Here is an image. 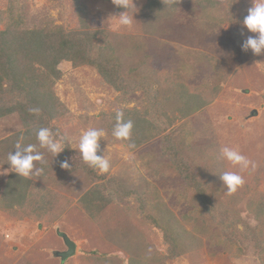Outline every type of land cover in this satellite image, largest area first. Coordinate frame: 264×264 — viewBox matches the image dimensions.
I'll return each mask as SVG.
<instances>
[{"label": "rangeland", "instance_id": "374dc122", "mask_svg": "<svg viewBox=\"0 0 264 264\" xmlns=\"http://www.w3.org/2000/svg\"><path fill=\"white\" fill-rule=\"evenodd\" d=\"M133 3L134 21L125 27L115 16L125 9L112 0H0V32L16 22L25 30L62 26L96 35L92 64H58V114L36 124L71 142L54 157L33 133L24 145H37L45 163L34 162L44 172L30 179L8 163L15 149H0V264H264V55L247 56L251 50L242 51L238 40L242 32L244 39L257 35L243 25L253 0H178L167 3L170 10ZM106 62L115 63L121 85L148 78L147 92L109 85L99 72ZM179 84L207 103L160 130L156 110L177 116ZM133 108L158 123L145 141L132 135L130 147L111 130L116 110L129 118ZM19 121L15 113L0 118V141L25 131ZM90 128L105 131L97 154L111 162L106 173L80 165L79 138ZM224 146L247 156L249 169L221 162ZM92 169L99 181H89ZM223 171L238 172L245 183L229 194ZM30 180L53 196L44 211L33 201L20 204ZM98 185L106 189L97 208L84 207L81 198ZM11 205L19 206L16 215ZM63 235L76 246L64 259L56 255L67 249ZM172 248L177 253L169 258Z\"/></svg>", "mask_w": 264, "mask_h": 264}, {"label": "trees", "instance_id": "16d2710c", "mask_svg": "<svg viewBox=\"0 0 264 264\" xmlns=\"http://www.w3.org/2000/svg\"><path fill=\"white\" fill-rule=\"evenodd\" d=\"M169 2L173 6L178 5V0H147L146 5L152 8L156 6L158 10L163 8L174 9L167 5ZM53 27L25 30L20 29L19 23L14 22L7 29L0 32V118L15 113L20 120L19 123L25 128L24 132L14 133L11 137L6 138V140L0 141L1 150L4 145H7L8 149L14 150L16 142L19 140L24 145L34 135L33 133H36L38 129L36 124L39 121L43 120L44 117H48L49 119L55 118L58 114L59 103L56 99L53 86L55 80L60 77L61 71L57 66L61 61L69 60L76 63L79 59L81 61L85 60L88 64L93 63L89 60L88 50L96 35H89V33H85L86 35H84L81 31H67L62 26ZM244 35L246 34L243 33L240 39H238L240 46L244 40ZM84 36H87L86 40L83 38ZM250 53L252 52L246 55L248 56ZM111 63H102L99 67V72L104 81L109 82V85L123 89L126 93L142 88L147 92V88L150 87L148 78L137 76L121 85L116 81L118 74L114 69L115 63ZM173 96L175 97L177 116L169 118L167 113L161 112L160 108H158L156 112L159 111V118L163 126L160 130L170 127L175 118H184L187 115L195 113L207 103L206 100L202 99L199 92L192 93L183 84L176 85ZM33 109H38L39 111L34 112L32 111ZM132 110L134 111L131 117H125V119L134 121L133 135L137 137L135 138L136 143L145 141L153 136V134H149V129L157 127L158 122H153L151 114L147 111L139 112L134 108ZM32 137L36 138V136ZM169 146H172V144ZM176 162L180 169L181 167L184 169V166L187 169L185 162ZM80 165L84 168L88 167L86 164ZM87 175L89 181H99L102 177L95 174L93 169ZM29 184L26 197L21 199L20 204L33 201L38 206L36 207L38 210L44 211L52 202L53 196L50 197L46 193L47 191L45 192L42 188L40 191L37 185L32 184L31 181H29ZM104 188L106 189L103 185L95 186L92 191H89L81 198L82 205L87 208L96 209L98 204L95 202L100 199L99 195L102 196L100 191ZM3 196H5V189L2 191L0 204L4 198ZM87 197H89L87 201L88 205L84 201ZM18 207V205H11L10 209L15 215ZM164 232L167 234L165 237H167L168 242H173V235L167 231ZM176 253L174 252V248H172L167 256L174 258Z\"/></svg>", "mask_w": 264, "mask_h": 264}, {"label": "clouds", "instance_id": "9594fccd", "mask_svg": "<svg viewBox=\"0 0 264 264\" xmlns=\"http://www.w3.org/2000/svg\"><path fill=\"white\" fill-rule=\"evenodd\" d=\"M112 3L125 11L118 15V24L120 26L131 27L134 21V12L131 9L135 6L133 0H112ZM243 25L250 33L257 35H249L243 40L241 49L244 52L251 50L253 55H264V0H253V5L248 9V14L243 20ZM243 35V33H242ZM32 111L38 112V109ZM134 129V121L125 119L123 109H117L115 112V122L113 124L111 134L116 140H124L130 142V147H135L132 142ZM105 136L102 128H90L84 131L79 138V152L82 160L90 168L98 169L101 173H106L111 167V162L103 155H98L101 151L100 141ZM36 138L39 142V148L46 150L52 156L56 157L65 148L64 145L70 143L69 137L61 135L59 132H53L50 128L41 127L36 130ZM15 151L8 154V163L14 172L20 177L30 178L33 175H41L44 168H37L34 162L45 163L44 154L37 150V145H23L17 142ZM219 160L227 161L234 166H238L241 171L249 169L251 161L240 151L224 146L219 150ZM62 168L69 166L65 161L60 165ZM223 184L226 185L229 194L237 191L244 183V177L238 172L223 171L219 174Z\"/></svg>", "mask_w": 264, "mask_h": 264}, {"label": "water", "instance_id": "95a60500", "mask_svg": "<svg viewBox=\"0 0 264 264\" xmlns=\"http://www.w3.org/2000/svg\"><path fill=\"white\" fill-rule=\"evenodd\" d=\"M63 238H64L65 246L67 249L63 252H56V255L60 256L62 259H64L65 257L73 255L75 253V250H76V246H75L74 242H72L70 239H68L65 235H63Z\"/></svg>", "mask_w": 264, "mask_h": 264}, {"label": "crops", "instance_id": "0c3cea01", "mask_svg": "<svg viewBox=\"0 0 264 264\" xmlns=\"http://www.w3.org/2000/svg\"><path fill=\"white\" fill-rule=\"evenodd\" d=\"M2 166H3V165L0 164V168H1V169H2ZM0 172H1V170H0ZM6 174H8V172H7ZM26 179H30V178H26ZM30 181H31V180H30ZM4 183H5V182H4ZM2 188H3V187H2ZM2 191H3V190H2ZM0 200H1V197H0Z\"/></svg>", "mask_w": 264, "mask_h": 264}]
</instances>
